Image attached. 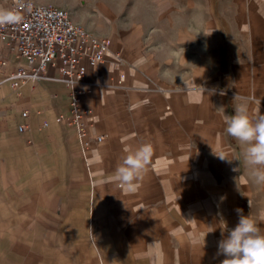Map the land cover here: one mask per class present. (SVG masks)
I'll use <instances>...</instances> for the list:
<instances>
[{"label":"crops","instance_id":"1","mask_svg":"<svg viewBox=\"0 0 264 264\" xmlns=\"http://www.w3.org/2000/svg\"><path fill=\"white\" fill-rule=\"evenodd\" d=\"M138 8L132 0H95L97 16L92 26L79 16L71 17L110 42L104 62L87 69L85 85L90 92L81 97V106L93 114L84 115L83 122L90 136L106 135L101 143L82 151L76 130L57 121L59 115L68 113L69 97L56 69H48L43 79L18 89L7 83L0 85V105L6 110V118L0 120V146L5 148L3 176H15L14 190L26 193L21 208L30 209L24 212L26 221L37 226L29 236V253L26 249V254L21 250L18 253L21 264H115L116 259L104 258L107 252L102 243L110 236H105L108 230L101 226L112 225L108 232L118 233L121 223L139 225V238L146 242L127 241V257L136 253L147 264H166L165 249L175 240L181 241L184 230L187 236L193 234L191 223L195 222L182 217L177 206L162 210L163 203L156 197L161 189L159 178L178 174L165 146L170 145L168 150L174 152L175 145H181L176 139L181 136L176 131L181 121L172 106L167 109L159 104L161 85L152 75L151 57L142 53L149 47L144 40L149 26L132 18ZM10 58L13 66L14 59ZM149 63L151 70L147 69ZM24 110L28 111L25 118L21 116ZM43 122L46 125L41 127ZM20 124L28 125V129L19 132ZM143 143L152 145V160L136 189L128 191L119 187L115 171L123 158ZM56 223H60L61 232L38 229L39 224ZM80 228L82 232H77ZM161 239L164 244L157 242ZM167 240L171 241L169 245ZM135 245L140 249H134ZM75 246L87 248L88 260L79 258L73 263L64 258L67 254L79 256ZM112 249L109 256L116 253L117 248Z\"/></svg>","mask_w":264,"mask_h":264},{"label":"rangeland","instance_id":"2","mask_svg":"<svg viewBox=\"0 0 264 264\" xmlns=\"http://www.w3.org/2000/svg\"><path fill=\"white\" fill-rule=\"evenodd\" d=\"M10 1H0V8L8 9ZM58 2L55 5L67 9L71 17L94 24L95 0ZM132 4L139 7L133 22L149 26L144 33L149 47L142 53L151 57L152 75L161 85L159 104L167 109L172 106L181 121L176 128L181 145L176 144L174 152L168 150L170 145L165 146L178 174L159 178L157 201L163 203L162 210L179 207L182 217L196 225L190 222L192 236L184 230L181 241L175 240L165 249L166 264H220L225 257L217 254L218 242L230 231L228 226L238 223L237 208L264 228V185L250 179L245 146L225 131L224 123V117L233 115L240 103L234 100L237 93L248 99L251 114L264 113V0H132ZM2 108L3 104V121L6 110ZM4 150L0 146V264H21L18 253L24 249L29 253V236L37 226L26 221L24 212L30 209L21 208L26 193L14 190L15 176H3ZM214 152L224 153L232 161L221 160ZM47 226L39 224L38 229L54 234L62 231L60 223ZM111 226L101 227L109 231ZM118 227V233H105L112 238L102 243L107 252L104 258L116 259L115 264H147L136 253L126 256L127 241L146 243L139 238V225L121 223ZM157 242L164 244L165 240ZM170 242L167 240L168 245ZM75 247L79 256L67 254L64 258L73 263L79 258L88 260L87 248ZM112 248H117L116 253L109 256Z\"/></svg>","mask_w":264,"mask_h":264},{"label":"built area","instance_id":"3","mask_svg":"<svg viewBox=\"0 0 264 264\" xmlns=\"http://www.w3.org/2000/svg\"><path fill=\"white\" fill-rule=\"evenodd\" d=\"M8 10L20 20L0 26V85L7 83L18 89L26 83L40 81L48 69H56L69 97L68 113L59 115L57 121L76 130L82 151L101 143L106 135L90 136L83 122L84 115L93 114L81 106V97L90 92V87L85 85L86 71L104 62L109 53V40L75 23L62 6L12 0ZM10 57L14 59L13 66ZM27 115V110L21 112L23 118ZM45 125L43 122L40 126ZM27 129L26 124L17 127L19 132Z\"/></svg>","mask_w":264,"mask_h":264},{"label":"clouds","instance_id":"4","mask_svg":"<svg viewBox=\"0 0 264 264\" xmlns=\"http://www.w3.org/2000/svg\"><path fill=\"white\" fill-rule=\"evenodd\" d=\"M19 20L20 17L12 11L0 8V26L18 23ZM234 100L240 103L235 106L233 115L224 117L225 131L245 146L243 155L252 182L264 185V113L257 110L254 115L251 114L248 99L238 93ZM215 154L221 160L232 161L224 153ZM152 156L153 147L149 143L130 151L115 171L119 187L134 191L137 182L147 173ZM235 211L239 217L238 223L226 236L222 233L223 238L218 242L217 254L225 257L220 264H264V228L250 215H244L242 209Z\"/></svg>","mask_w":264,"mask_h":264}]
</instances>
